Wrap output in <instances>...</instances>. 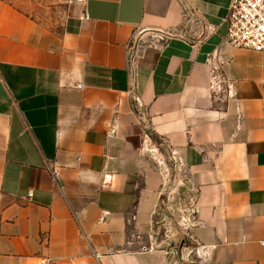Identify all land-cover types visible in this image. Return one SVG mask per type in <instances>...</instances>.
<instances>
[{
    "label": "crops",
    "instance_id": "0c3cea01",
    "mask_svg": "<svg viewBox=\"0 0 264 264\" xmlns=\"http://www.w3.org/2000/svg\"><path fill=\"white\" fill-rule=\"evenodd\" d=\"M232 2L76 0L56 33L0 0V262L171 264L148 135L207 264H264L262 55L227 42Z\"/></svg>",
    "mask_w": 264,
    "mask_h": 264
},
{
    "label": "rangeland",
    "instance_id": "374dc122",
    "mask_svg": "<svg viewBox=\"0 0 264 264\" xmlns=\"http://www.w3.org/2000/svg\"><path fill=\"white\" fill-rule=\"evenodd\" d=\"M7 2L36 22L50 30L60 33L68 14L69 0H1ZM163 169L164 184L162 198L155 215V241L158 248L167 250L171 264H198L196 253L186 252L196 244L188 236L190 229H183L178 222L184 211L190 208L191 189L185 183L182 171L175 167L168 154L160 162ZM150 239L149 245L153 242ZM154 244V245H155ZM178 252V253H177Z\"/></svg>",
    "mask_w": 264,
    "mask_h": 264
},
{
    "label": "built area",
    "instance_id": "2783aa9c",
    "mask_svg": "<svg viewBox=\"0 0 264 264\" xmlns=\"http://www.w3.org/2000/svg\"><path fill=\"white\" fill-rule=\"evenodd\" d=\"M73 1L76 0H69L70 3H72ZM77 1L82 2L84 0ZM226 22V40L229 44L251 49L259 52L262 55V82L264 83V0H233L226 17ZM144 137L145 151L155 157L157 163L160 166L161 172L163 173V169L160 165L161 158L163 157L162 151L160 150L159 146H157L151 140V138L148 137V135H145ZM170 155L175 167L180 169L181 162L180 159L177 158L176 153L172 151ZM54 175L57 176L58 172L54 171ZM109 179L110 175H105L104 180ZM28 195L31 196L32 192L30 191ZM189 204L190 208L184 211L182 219L178 223L183 229L191 230L195 226L197 221V202L193 195L191 196ZM188 236L191 240L192 235L190 231L188 232ZM150 239L152 241L153 239L155 240V224L153 226V231L150 234ZM154 242L155 241H153L152 244L149 245L150 248H158V245H156ZM144 249H146L145 246ZM184 249L188 250L186 252L188 255H190V253H196L200 264H207L211 259V252L205 245L196 244V247H194L193 249H188L187 247ZM167 253L172 254V252L168 251ZM53 261V258H51L50 256H41L37 261L31 263L8 261L0 262V264H53ZM69 264L77 263L70 262Z\"/></svg>",
    "mask_w": 264,
    "mask_h": 264
}]
</instances>
